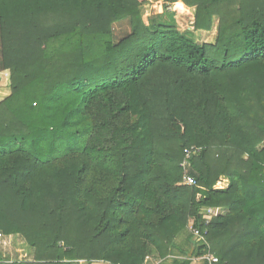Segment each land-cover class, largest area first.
<instances>
[{
  "label": "trees",
  "instance_id": "trees-1",
  "mask_svg": "<svg viewBox=\"0 0 264 264\" xmlns=\"http://www.w3.org/2000/svg\"><path fill=\"white\" fill-rule=\"evenodd\" d=\"M0 43V233L34 250L0 264H264V0H0Z\"/></svg>",
  "mask_w": 264,
  "mask_h": 264
},
{
  "label": "rangeland",
  "instance_id": "rangeland-1",
  "mask_svg": "<svg viewBox=\"0 0 264 264\" xmlns=\"http://www.w3.org/2000/svg\"><path fill=\"white\" fill-rule=\"evenodd\" d=\"M151 6H154L155 8L157 7L160 13H163L165 11L163 2L154 1L152 2ZM167 9L168 10L171 9L169 11H175L178 27L181 31H186V30L191 31L194 29V21H195L194 9L187 8L183 2H176L175 4L169 5ZM149 13L150 11L147 12V14ZM217 23L218 21L216 22V24ZM130 30L131 28L127 21L114 24L116 40L129 33ZM217 33H218V29L216 25L211 31H195L194 38L199 43L213 42L217 37ZM0 73L2 74L4 80L6 79L5 78L6 74L8 75L9 73L10 75L9 70H1V43H0ZM183 184H185L184 179H183ZM193 222H194L193 220L190 221L188 225V229L185 232V235L181 236L178 239L179 243H182L183 240H185V238L187 237V235H192V237L194 236L192 230ZM0 251H2L3 256L7 258L9 261H16V260L28 261V260H33V256H34L33 248L29 246L25 237L19 233L4 235L3 238H0ZM192 261L193 264H201L203 260L202 257H196ZM156 262H158L156 259L150 258L147 261V264H155ZM92 264H109V263L98 261Z\"/></svg>",
  "mask_w": 264,
  "mask_h": 264
},
{
  "label": "built area",
  "instance_id": "built-area-1",
  "mask_svg": "<svg viewBox=\"0 0 264 264\" xmlns=\"http://www.w3.org/2000/svg\"><path fill=\"white\" fill-rule=\"evenodd\" d=\"M185 158L183 162L181 163V166L184 169V183L186 185H195L196 184V178L189 172V162L193 157L198 156L201 153V148L192 146L189 148H186L184 150ZM223 214V210L220 207H213V206H207L202 209V219L205 221V223H210L215 217L220 216ZM193 234L195 238L201 239L203 237L202 235V229L199 227H192ZM4 234L0 233V238H3ZM207 258L210 261V264H218L220 262L218 257L208 255Z\"/></svg>",
  "mask_w": 264,
  "mask_h": 264
},
{
  "label": "crops",
  "instance_id": "crops-1",
  "mask_svg": "<svg viewBox=\"0 0 264 264\" xmlns=\"http://www.w3.org/2000/svg\"><path fill=\"white\" fill-rule=\"evenodd\" d=\"M2 74L0 73V102L11 93L10 78L7 83L3 82Z\"/></svg>",
  "mask_w": 264,
  "mask_h": 264
}]
</instances>
